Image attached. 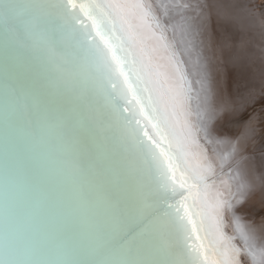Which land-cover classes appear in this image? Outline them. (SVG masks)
<instances>
[{"label": "snow or ice", "instance_id": "1", "mask_svg": "<svg viewBox=\"0 0 264 264\" xmlns=\"http://www.w3.org/2000/svg\"><path fill=\"white\" fill-rule=\"evenodd\" d=\"M0 22L7 41L0 148L7 141L9 156L0 264H242V256L264 264V244L236 213L243 181L231 170L228 180L218 174L233 152L213 159L201 145L204 82L196 88L188 79L151 0H10ZM69 51L74 69L86 72L89 96L125 101L104 117L119 161L103 156L107 137L75 86L79 74L53 58ZM133 101L136 112L127 106ZM158 140L168 144L160 153L168 165L154 189L124 154L139 149L158 161ZM17 165L28 176L22 189Z\"/></svg>", "mask_w": 264, "mask_h": 264}, {"label": "bare ground", "instance_id": "2", "mask_svg": "<svg viewBox=\"0 0 264 264\" xmlns=\"http://www.w3.org/2000/svg\"><path fill=\"white\" fill-rule=\"evenodd\" d=\"M8 2L10 0H0V6ZM19 2L43 3L45 0H19ZM151 2L157 14L161 16L162 23L167 26L165 36L174 45L177 58L182 62L181 68L188 74V79L196 82L194 84L196 88H200L199 81L203 80L204 82V90L200 92V97L204 105L203 110L208 113L205 124L208 137L207 142L201 140V145L207 149L208 155L213 159H218L222 154L233 152L231 158L223 163V172L220 173L218 169V174L222 175L224 180H228L229 176L227 174L231 170L232 175L238 174L239 179L243 181L244 187L241 189L243 192L242 203L238 204L236 213L240 216L242 222L253 228L254 243L257 246L262 245L264 244V171L262 170L264 152L255 153L258 148L252 147L251 143L252 140H258H256L258 133H255V131L262 124L257 126L256 123L253 125L252 121H238L237 116L233 118V115L240 110L235 108L237 100L240 99L239 74L244 70L241 67H243L245 54L255 47L258 39L262 38L264 29L259 34L253 33L249 37L252 39L251 44L243 47L245 43L242 45V39L237 37L238 28L243 26V17L246 16V10L243 11V4L240 0H177V3L184 5L179 8L176 4H172L171 0H151ZM254 2L258 3L259 0ZM258 7H261L262 12H264V4H259ZM258 7L256 6V8ZM249 12L250 10L247 11V13ZM259 17L256 15L248 17L249 24L253 26L261 24ZM81 18L85 27L90 26L91 21L87 17L81 15ZM93 35H95L94 32ZM193 36L196 39V44L192 45ZM229 40L234 42L233 46ZM96 42L100 43L99 38ZM152 43H149V47H152ZM260 43L264 45L263 42L260 41ZM6 47L4 26L0 22V67L3 66ZM159 55L164 56V53L161 51ZM53 58L61 63L68 73L79 74L75 86L79 89L83 102L94 112L96 117L95 126L100 128L102 134L107 137L103 156L109 161H119L122 155L120 147L113 138L114 132L104 117L114 105L118 104L121 108L124 107V99L120 97L110 99L106 92L89 96L87 86L84 84V80L87 78L86 72L74 69L76 63L74 55L70 51L64 54L54 52ZM161 63L167 64V60H161ZM5 80L6 76L0 74V84H3ZM117 83L119 84L120 81H117ZM262 87L259 88L262 89ZM107 91L110 92L111 89L109 88ZM128 99H132L131 94H129ZM4 106L3 91L0 89V121L3 119ZM127 106L133 112H136L135 101ZM230 115L232 116L229 117ZM262 120L264 121V119ZM141 124L147 126L149 134L152 133L151 125H148L147 121L141 119ZM260 130L263 131L264 129ZM144 139L145 144L148 145L150 142L147 137H144ZM158 145V147H153L157 155L160 156V153L167 151L168 144L166 141L159 143L158 140ZM124 155L135 168L140 169L147 176L154 189L162 187L166 180L165 169L168 165L165 156H160L158 161H152L150 158L145 157L143 150L139 149ZM178 175L179 173H177ZM8 180L9 156L7 141H5L4 153L0 148V201L4 204V210L0 212V242L3 239L2 228L6 223ZM15 180L21 189L28 183V176L19 165L15 170ZM231 182L235 184V181ZM235 190V187H233V191ZM176 199L178 200L179 197ZM169 202L175 203L171 198ZM226 230L231 234V228ZM236 243L240 244V241L237 240ZM241 261L242 264H248L243 256Z\"/></svg>", "mask_w": 264, "mask_h": 264}, {"label": "rangeland", "instance_id": "3", "mask_svg": "<svg viewBox=\"0 0 264 264\" xmlns=\"http://www.w3.org/2000/svg\"><path fill=\"white\" fill-rule=\"evenodd\" d=\"M240 1L243 4V8H244L243 11L245 12V10H246V16L243 17V21H244L243 26H241V28H238L239 33L237 34V37H240V39H242V41H243L242 45H244V43H245V45L243 47H247L248 45L251 44V40H252L249 37H251L253 33L259 34L261 32V30L264 29V12H262L261 7H258L259 4L260 5L264 4V0L263 1L259 0V2L257 0L258 3L254 2L255 4L253 3V1H255V0H253L252 3H251V0H248V1L247 0H240ZM249 2H250V4H249ZM245 3H247V4H245ZM256 6L258 8H256ZM248 9L250 10L249 13H247V11H249ZM261 13H263V14H261ZM254 15H256L257 17L260 16L258 19L261 21V24L254 25V26L249 24L248 17L249 18L254 17ZM261 15H263V16H261ZM263 36L264 35H262V38H261L263 41L261 39H258V42L255 45V47L252 48V50L248 49L250 51L245 54L246 57H245V60L243 63V67H241L244 70L241 71V74H239V76H240L239 77V83H240L239 90H240V99L241 100L240 99L237 100V105L235 108L236 110H238V109H240V110H238L239 112H237V113L235 112L234 115L232 114L233 118L235 116H237L238 121H242V122H251L252 121V124L254 125L256 123L255 125H257V126H259V124L260 125L262 124L260 126V128L257 129V131H255V133H258L257 136L259 138L256 137V140L257 139L258 140L257 141L252 140V142H251L252 147L258 148L257 152H255L257 154L264 152L263 151V149H264V140H263L264 139V132H263L264 131L263 130L264 129L263 128L264 121L262 120V119H264V102H263V100H264L263 99L264 98V45L262 43H260V41L264 43V37ZM195 40L196 39L193 36L192 41H191L192 45L196 44ZM229 42L233 46L234 42H232L230 40H229ZM239 73H240V71H239ZM260 86H263L262 89L259 88ZM261 91L263 92V94ZM256 92H257V94H256ZM257 100L258 101L260 100L262 103L260 102L261 103L260 104ZM232 115H230L229 117H231ZM260 115H261V117H259ZM249 117H250V119H248ZM260 129H262L263 131H261ZM252 151H254V150L252 149ZM262 170L264 171V163H262ZM251 201H253V200H251Z\"/></svg>", "mask_w": 264, "mask_h": 264}]
</instances>
